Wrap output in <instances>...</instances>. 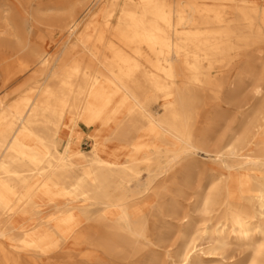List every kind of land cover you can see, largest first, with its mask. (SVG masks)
I'll return each mask as SVG.
<instances>
[{"label":"bare ground","instance_id":"bare-ground-1","mask_svg":"<svg viewBox=\"0 0 264 264\" xmlns=\"http://www.w3.org/2000/svg\"><path fill=\"white\" fill-rule=\"evenodd\" d=\"M31 7L53 11L50 24ZM39 24L65 36L62 51L42 45ZM254 43L264 51V0L0 4V264L137 258L151 197L179 176L190 188L197 157L215 168L192 208L156 206L178 225L175 264L227 259L231 246L249 250L241 264H264V55L251 68ZM244 81L228 100L240 121L213 139L211 99ZM80 124L96 131L88 151ZM181 160L190 164L173 172Z\"/></svg>","mask_w":264,"mask_h":264},{"label":"rangeland","instance_id":"rangeland-1","mask_svg":"<svg viewBox=\"0 0 264 264\" xmlns=\"http://www.w3.org/2000/svg\"><path fill=\"white\" fill-rule=\"evenodd\" d=\"M5 3L7 7L12 8L14 6L15 0H0V4ZM263 1H260L262 4ZM29 12L36 13V17L40 22L50 24L49 17L53 14V11L42 10L36 11L34 7L29 9ZM30 19V18H29ZM33 20L30 19V22ZM38 33L44 37L42 45L49 51V53L54 54L56 51H62L63 40L65 36H62L56 30L48 31L42 24L37 25ZM27 37L35 42V39L31 33H27ZM263 43H254L249 49V54L251 56V68L259 70L263 62L264 51H255L256 47ZM36 44L39 48L42 46ZM262 54V55H261ZM261 55V56H260ZM5 63V62H3ZM3 63H0L2 65ZM235 71L232 72L231 77H233ZM1 76V75H0ZM1 82V78H0ZM244 87L240 90H235L234 92L229 91L230 88L224 89L222 93L219 94L217 99L212 98V103H215L214 108L210 111V117L216 124L214 125L215 133L212 135L213 139H216L220 132L229 127H236L241 119V116L235 110V107L228 103L231 97L241 95L244 93V89L249 88L248 82L244 81ZM12 87H6V90H10ZM211 96V93H210ZM157 109L155 106H153ZM78 130L81 132V136L78 141V148L83 151H88L91 148L92 140L88 137L89 134L95 133L94 128H86L82 124L79 125ZM123 157V156H122ZM123 159V158H121ZM197 168L193 170L191 182L192 186L183 185V179L179 176L177 182L170 184V176H164L162 178L168 185V188L159 192L158 196H153L150 199V203L154 205V208L150 209L145 213L146 216V239L139 241L138 246L140 252L137 258H130L126 261H115V263L108 264H175L178 262L179 258L177 251L180 249L179 233L177 232L178 225L175 220L170 217H162L157 212L156 206L161 204L162 206H168L169 204H176L179 210L187 211L190 210L194 204L196 197V187L198 184L203 183L206 173H209L210 169L215 168V165L210 161H206L202 157H197ZM184 164H190L186 160L179 161L174 169L179 170ZM170 174V173H169ZM161 179V180H162ZM162 184L157 185V181L154 183V190L156 187L159 188ZM198 185V186H199ZM202 191V190H201ZM153 193H150L152 195ZM170 228L171 230H168ZM226 256L227 259H220V256H210L204 255L202 262L200 264H241L246 257L249 255V250L244 247L231 246L228 248ZM72 257L75 258L73 253Z\"/></svg>","mask_w":264,"mask_h":264}]
</instances>
